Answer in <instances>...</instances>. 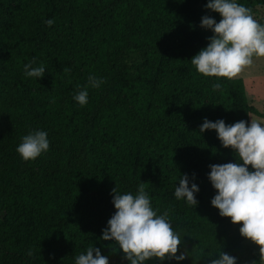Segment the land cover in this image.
I'll return each instance as SVG.
<instances>
[{
  "label": "trees",
  "instance_id": "16d2710c",
  "mask_svg": "<svg viewBox=\"0 0 264 264\" xmlns=\"http://www.w3.org/2000/svg\"><path fill=\"white\" fill-rule=\"evenodd\" d=\"M238 2L255 14L264 7ZM206 3L0 0V264H74L89 245L109 264H128L118 244L99 237L115 211L112 189L135 192L140 181L153 208L168 211L178 254L188 253L145 264H207L220 251L243 264L247 239L211 206L207 177L210 164L235 157L199 125L264 113L242 78L205 77L191 64L212 35L201 17L220 19ZM33 58L45 66L40 79L23 74ZM89 74L103 82L81 106L73 95ZM35 128L47 131L49 150L24 161L16 146ZM180 173H195L196 207L173 195Z\"/></svg>",
  "mask_w": 264,
  "mask_h": 264
},
{
  "label": "clouds",
  "instance_id": "9594fccd",
  "mask_svg": "<svg viewBox=\"0 0 264 264\" xmlns=\"http://www.w3.org/2000/svg\"><path fill=\"white\" fill-rule=\"evenodd\" d=\"M204 7L220 16L217 21L211 15H203L200 27L210 30L207 44L190 59L195 70L205 77L232 79L254 63V58L264 57V22L256 18L253 9L238 0H207ZM52 19L44 21L53 24ZM43 63L35 58L23 65L25 77L40 79L45 74ZM102 77L89 74L86 84L78 85L73 100L83 106L88 102L89 88H99ZM213 89L220 83L214 82ZM244 119L226 123L223 118H203L199 133L214 130L220 144L232 150L234 161L210 164L207 174L215 195L211 206L218 209L221 217L239 225V234L258 246L259 260L250 264H264V116L247 113ZM48 133L42 128L31 129L20 137L16 152L22 160H35L49 150ZM199 186L195 173H183L174 186V197L196 207ZM112 204L115 209L101 230V241H114L128 264H145L150 258L157 261L185 260L188 253L179 251L182 243L179 233L174 231L167 210L158 213L153 208L144 182L135 192L112 189ZM28 255L31 256V250ZM218 258L207 264H237V257L220 251ZM74 264H109L101 248L87 246L74 256Z\"/></svg>",
  "mask_w": 264,
  "mask_h": 264
},
{
  "label": "rangeland",
  "instance_id": "374dc122",
  "mask_svg": "<svg viewBox=\"0 0 264 264\" xmlns=\"http://www.w3.org/2000/svg\"><path fill=\"white\" fill-rule=\"evenodd\" d=\"M256 18L264 21V7L257 10ZM234 78H242L244 80L250 104L264 113V57L254 58L253 65L246 67L242 73ZM253 116L256 115L253 114ZM242 257L243 264H250L252 260L258 261V246L246 240Z\"/></svg>",
  "mask_w": 264,
  "mask_h": 264
}]
</instances>
